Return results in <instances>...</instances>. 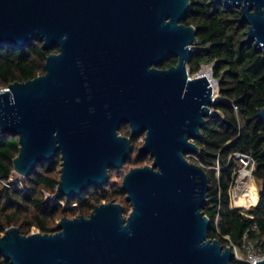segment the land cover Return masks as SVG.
<instances>
[{
  "label": "water",
  "instance_id": "obj_1",
  "mask_svg": "<svg viewBox=\"0 0 264 264\" xmlns=\"http://www.w3.org/2000/svg\"><path fill=\"white\" fill-rule=\"evenodd\" d=\"M240 11L246 41L264 60V0H216ZM189 0H0V46L33 40L57 48L44 74L0 92V132L18 139L13 173L60 159L56 192L68 199L102 188L144 134L121 190L130 206L109 202L88 217L62 218L53 234L0 235L9 264H232L231 247L208 238L205 170L188 157L219 100L188 62L196 29L182 24ZM174 56V66L162 70ZM211 75V74H210ZM212 76V75H211ZM257 117L264 122V103ZM129 127V137L119 134ZM256 264H264V256Z\"/></svg>",
  "mask_w": 264,
  "mask_h": 264
},
{
  "label": "trees",
  "instance_id": "obj_2",
  "mask_svg": "<svg viewBox=\"0 0 264 264\" xmlns=\"http://www.w3.org/2000/svg\"><path fill=\"white\" fill-rule=\"evenodd\" d=\"M191 2L183 24L196 29L197 41L187 68L195 75L202 67L212 66L219 90V100L211 107L213 114L206 119L202 136L196 142L199 151L189 158L207 174L209 187L202 212L210 220L208 238L219 241L223 248L233 244L245 253L242 248L245 237L257 242L259 250L264 251V122L257 117L264 103L263 55L246 41L247 25L241 21L238 10L225 8L221 2ZM57 52V48L44 50L39 40H33L24 49L0 46V88L7 89L10 84L44 74L46 58ZM169 66L166 61L161 68ZM122 127L119 134L129 136L128 127ZM18 148L15 136L0 134V235L10 227L18 228L24 236L29 235L31 228L41 234H53L57 220L68 215L88 217L103 201L123 202L121 188L107 192L103 187H91L76 198L57 195L56 202L45 201V193H56L58 156L51 162L38 164L25 178V189L7 185L13 176L12 161ZM235 154L249 155L254 162L253 179L259 187L258 197L256 205L247 210L229 208L228 189L237 167ZM144 156H136L134 160L142 162ZM131 161L129 156L125 163ZM58 201L75 204L77 208H63ZM0 264L9 262L0 256ZM232 264L241 263L233 260Z\"/></svg>",
  "mask_w": 264,
  "mask_h": 264
},
{
  "label": "built area",
  "instance_id": "obj_3",
  "mask_svg": "<svg viewBox=\"0 0 264 264\" xmlns=\"http://www.w3.org/2000/svg\"><path fill=\"white\" fill-rule=\"evenodd\" d=\"M211 67L212 66H206ZM203 68V67H202ZM210 71V70H209ZM200 71L194 76H199ZM212 75V73L210 72ZM193 76V77H194ZM6 89L0 88V92ZM1 134V132H0ZM190 157V156H189ZM235 159L237 167L233 172L232 181L228 189V198H229V208L231 210H247L257 203V189L253 184V170L254 162L251 156L246 154H235ZM215 171L218 173L219 168L217 167ZM8 185V184H7ZM254 189L256 200L253 201L251 198V191ZM231 247L234 260H238V247L233 244L228 245ZM242 248L244 249V254L246 256V264H256L262 260L264 256V251H260L257 247V242L248 241L247 238H243Z\"/></svg>",
  "mask_w": 264,
  "mask_h": 264
},
{
  "label": "rangeland",
  "instance_id": "obj_4",
  "mask_svg": "<svg viewBox=\"0 0 264 264\" xmlns=\"http://www.w3.org/2000/svg\"><path fill=\"white\" fill-rule=\"evenodd\" d=\"M210 70L209 72L212 73V68L211 67H203L201 70H200V73L201 71L203 70ZM188 74H189V77L192 78L194 75H191L189 70H188ZM212 79H214L213 75L211 76V80L210 82H212ZM215 87V91H216V95L218 96L217 99H219V90H218V86L216 87L215 84H213ZM122 128H125V127H122ZM125 130V129H124ZM120 132V131H119ZM143 135L141 136H138L136 138L133 139L132 143H133V151L132 153L130 154L131 156V162L129 163H124L122 168L120 170H110L111 173H109V181L107 182V184L105 186H103V188L106 189L107 192H111L113 190H116L117 188H121V184H122V180H123V177L125 176V174L131 169V168H136V167H142V166H149L151 165L152 163V159L148 156H144L143 159H142V162H137L135 161L134 159L136 158L137 156V153H136V150L138 147H140L143 143ZM191 159L192 157H188V159ZM26 177H20L16 174L13 173V176L9 179V181L7 182V184H14V185H17V187L19 189H25V186H24V180H25ZM254 187H256L257 189V195H258V190H259V187L257 186L256 182L254 181L253 179V184H252ZM57 192L55 194H48V193H45L44 194V199L45 201H52V202H56V196H57ZM125 197L126 195L124 194L122 196V200L123 202L121 203V201H119V199H117V201H115L114 203H117V204H120L123 208H124V215L126 216L129 211H130V206L128 203L124 202L125 201ZM258 197V196H257ZM102 203H107L105 201H103ZM57 204L63 208H68V209H75L77 208L75 204H72V205H68L66 202H61V201H58ZM90 214H88L89 216ZM68 219H73V218H76V215H68L67 216ZM59 222V220H57L55 222V225H54V228H56V225L57 223ZM38 231L35 229V228H31L30 230V234L32 233H37ZM238 251V262L241 263V264H246L247 262V259H246V256L245 254L242 252V250H237Z\"/></svg>",
  "mask_w": 264,
  "mask_h": 264
},
{
  "label": "flooded vegetation",
  "instance_id": "obj_5",
  "mask_svg": "<svg viewBox=\"0 0 264 264\" xmlns=\"http://www.w3.org/2000/svg\"><path fill=\"white\" fill-rule=\"evenodd\" d=\"M190 1V5H192V2H191V0H189ZM209 1H214V2H216V3H219L218 1H216V0H209ZM222 3V2H221ZM222 5H223V3H222ZM191 7V6H190ZM233 8V7H232ZM234 9H236V8H234ZM236 10H238V9H236ZM238 12L240 13V11L238 10ZM182 24H183V22H182ZM184 25V24H183ZM186 26V25H185ZM166 61H169V63H170V66L169 67H166V68H161V66H159L158 68L159 69H162V70H165V69H168V68H170V67H172V66H174L175 64H176V62H177V58L176 57H174V56H170V57H168L166 60H164L163 61V63L164 62H166ZM162 63V64H163ZM161 64V65H162ZM124 126H127V125H124ZM122 127V126H121ZM120 127V128H121ZM128 127V126H127ZM128 129H129V127H128ZM130 132V131H129ZM141 136V135H140ZM129 137V136H128ZM143 137H144V134H143ZM136 138V137H135ZM134 138H131L130 140L132 141ZM144 140V139H143ZM138 149V148H137ZM146 156H148V155H146ZM59 157V156H58ZM149 157V156H148Z\"/></svg>",
  "mask_w": 264,
  "mask_h": 264
},
{
  "label": "bare ground",
  "instance_id": "obj_6",
  "mask_svg": "<svg viewBox=\"0 0 264 264\" xmlns=\"http://www.w3.org/2000/svg\"><path fill=\"white\" fill-rule=\"evenodd\" d=\"M199 75L205 76L208 80H211V75H210V72H209L208 69L201 71V73H199ZM213 87H215V86L213 85ZM213 95H214L215 99L218 98V96L216 95L215 88H213ZM250 191H251V195H252L251 198L253 199V201H255L256 200V196H255V193H254V189L252 188V190H250Z\"/></svg>",
  "mask_w": 264,
  "mask_h": 264
}]
</instances>
